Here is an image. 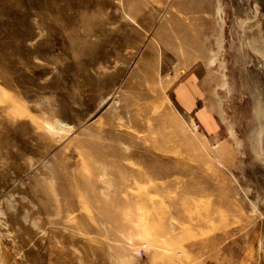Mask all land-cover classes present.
Listing matches in <instances>:
<instances>
[{
    "label": "rangeland",
    "instance_id": "rangeland-1",
    "mask_svg": "<svg viewBox=\"0 0 264 264\" xmlns=\"http://www.w3.org/2000/svg\"><path fill=\"white\" fill-rule=\"evenodd\" d=\"M0 264H264V0H0Z\"/></svg>",
    "mask_w": 264,
    "mask_h": 264
}]
</instances>
